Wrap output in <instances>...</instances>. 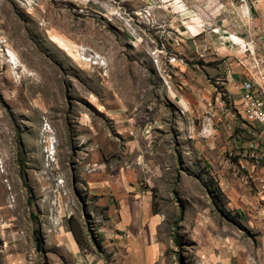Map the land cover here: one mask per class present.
<instances>
[{
	"label": "rangeland",
	"instance_id": "1",
	"mask_svg": "<svg viewBox=\"0 0 264 264\" xmlns=\"http://www.w3.org/2000/svg\"><path fill=\"white\" fill-rule=\"evenodd\" d=\"M249 1L255 31L249 40L264 64V0ZM208 6L204 0H0V264H64L69 257L58 241L64 232L74 233L87 253L103 252L104 202L109 199L114 211L117 202L111 194H89L90 173L100 179L134 171L149 214L166 220L165 264H196L201 236L187 218L204 217L208 234L233 230L250 245L262 234L221 214L227 199L218 171L229 167L234 181L245 184L241 167L250 159L229 158L219 129L218 144L204 151L208 164L180 133L188 120L206 122L186 119L178 106L177 95L189 91V83L209 91L204 104L223 102L221 122L231 107L235 111L218 62L204 69L201 57L189 62L186 49L170 46L180 42L178 28L189 20L209 32ZM9 51L17 68L9 64ZM169 53L179 59L169 64ZM97 59L104 65L94 64ZM179 64L184 74L177 73ZM53 144L55 156L48 152Z\"/></svg>",
	"mask_w": 264,
	"mask_h": 264
},
{
	"label": "crops",
	"instance_id": "2",
	"mask_svg": "<svg viewBox=\"0 0 264 264\" xmlns=\"http://www.w3.org/2000/svg\"><path fill=\"white\" fill-rule=\"evenodd\" d=\"M204 1L205 4L209 3L206 13L211 20V29L208 30L209 32H205L195 24L194 20H189L185 26L178 28L181 40L176 45H179L181 50L188 51L191 55L189 62L199 59L198 56L201 57L205 64L204 69H210L209 67L214 65V61L218 62L217 65L223 69L225 75L227 88L224 90L232 100L235 111L243 113V103L239 100L242 83L252 79L259 81L260 73L264 74V64L260 66L262 68L260 72H257L253 69L251 62L256 58L251 55L249 44V38L255 33L251 22L253 5L249 0ZM187 14L190 15L188 12ZM233 22H238L241 26L237 29L234 28L235 31H230L231 29L228 27ZM212 29H217L218 33H213ZM186 41L190 44L189 46ZM177 66L182 68L177 73L184 74L187 71L183 68L185 64ZM191 73L194 72H190L189 75ZM235 76L237 80H235ZM189 85L191 87L189 91L178 93V106L184 109L186 119L206 118V122L198 121L196 123L195 120L194 122L188 120L189 126H185L186 131L180 133L183 134V139L187 137L191 151L201 155L209 164L204 151L210 154L211 145L218 144L220 141L218 140L219 129L222 131L220 136L221 139L223 138L221 140L222 149L227 146V149H232L235 144L234 132L228 131L225 127L229 120L221 122L220 107L209 103L204 104L202 99L209 100V91L199 88L198 85L190 83ZM236 131L238 130L236 129ZM228 138L230 139L228 140ZM217 148L220 152V145ZM240 161L243 160L240 159ZM228 168L218 171L220 191L227 199L221 214L224 215V212H227L235 215L233 220L244 224L249 229H259L262 234L254 238L253 245H250L246 242L242 243L241 234L233 230L228 235H221L219 232L216 235L208 234L204 229L205 220L208 219L202 217L203 215H201V219L197 217L194 220H189L187 218L188 222L194 226L193 231L199 232L201 236L197 243L195 263L230 264L231 258L236 257L237 264H264V224L260 221L264 220V210L257 206L256 198L252 195L253 187L249 186V180L241 179L246 185L234 181V172L229 171ZM236 169L237 167L235 171ZM165 172L162 170L161 175H164ZM137 173L140 178L142 176L140 167L137 169ZM236 175L238 176V174ZM245 175L248 177L247 171ZM86 179L89 194L92 197L93 195L105 197V195L111 194L116 198L117 211L113 210L109 199L104 202L107 206L109 220H102L103 226L100 227L99 240L104 250L99 255L95 256L93 253H87L86 249H82L83 247L79 246L81 241L79 243V239L77 241L74 234L60 233L58 241L63 243V249L69 257L64 264H165L161 233H163L166 220H163V216L160 214L154 212L149 214L150 202L141 194V191L137 190L139 179L135 176L134 171L117 170L115 174L107 173L100 179L97 178V175L93 176V173H90ZM263 179L264 171L254 175V181H263ZM181 181L184 182L183 178ZM182 184L176 185L177 188ZM222 220L227 219L223 216ZM180 222L186 224V220H180ZM224 226L225 224L222 225V227Z\"/></svg>",
	"mask_w": 264,
	"mask_h": 264
},
{
	"label": "built area",
	"instance_id": "3",
	"mask_svg": "<svg viewBox=\"0 0 264 264\" xmlns=\"http://www.w3.org/2000/svg\"><path fill=\"white\" fill-rule=\"evenodd\" d=\"M148 1L155 3V0ZM146 13L144 10L143 14ZM137 17L139 20H143L141 14H138ZM199 27L203 29V25ZM211 31L218 33L217 29ZM134 40L137 39L134 38ZM174 42L178 41L175 40ZM249 44L251 55H254L253 41L249 40ZM173 45L175 44L170 46ZM159 48L164 51L167 50L165 44H159ZM173 58L178 57L176 54L169 53V64ZM251 62L253 69L260 72L262 62L256 59L251 60ZM258 77L259 81L252 79L242 83L239 100L243 103V113H234L231 108L228 114H224L223 119L229 120L225 125L226 129L234 132L235 146L229 151L228 156L237 161L240 156H250V164L241 168L248 171L249 186H253L252 195L256 198V204L264 208V179L263 181H254V174L257 171H264V74L260 73ZM217 105L222 112L226 110L222 101H219Z\"/></svg>",
	"mask_w": 264,
	"mask_h": 264
},
{
	"label": "bare ground",
	"instance_id": "4",
	"mask_svg": "<svg viewBox=\"0 0 264 264\" xmlns=\"http://www.w3.org/2000/svg\"><path fill=\"white\" fill-rule=\"evenodd\" d=\"M213 33H215V32H213ZM175 43H178V42H175ZM176 45V44H175ZM161 49V48H160ZM164 51V50H163ZM9 54H10V56H9V58H10V60H9V64L11 65V67H15V68H17V66L18 65H16L17 63H18V59L16 58V55H14L11 51H9ZM178 57V56H177ZM173 59H179V58H173ZM173 59H171V61H170V64H171V62H172V60ZM98 60V62L96 63H94V64H98V65H104L103 64V62H101L100 60L101 59H97ZM87 62H89L88 60H86ZM23 64V63H22ZM232 108V107H231ZM232 110H233V112L235 113V111H234V109L232 108ZM47 129L49 128V129H51L49 126H47L46 127ZM47 129H43V133H48V130ZM45 130V131H44ZM52 142H53V140H52ZM55 144V143H54ZM54 144H53V146H50V148L48 149V152L51 154V156L52 155H54V150L56 149L55 148V146H54ZM55 156V155H54ZM241 157V156H240ZM239 157V158H240ZM239 158H238V160H239ZM247 158H249L250 159V156H247ZM52 159V158H51ZM0 164L1 165H3V166H0L2 169H5V165H4V161H3V159H2V161L0 162ZM5 172H6V170H5ZM248 172V171H247ZM257 172H262V171H257ZM256 172V173H257ZM254 175H256V174H254ZM5 182H7V183H9L10 181H5ZM11 185V184H10ZM12 186V185H11ZM253 187V186H252ZM9 188V187H8ZM8 190H13V187H10Z\"/></svg>",
	"mask_w": 264,
	"mask_h": 264
},
{
	"label": "trees",
	"instance_id": "5",
	"mask_svg": "<svg viewBox=\"0 0 264 264\" xmlns=\"http://www.w3.org/2000/svg\"><path fill=\"white\" fill-rule=\"evenodd\" d=\"M73 234H74V233H73ZM74 235H75V234H74ZM75 238H77L76 235H75ZM77 241H78V238H77Z\"/></svg>",
	"mask_w": 264,
	"mask_h": 264
}]
</instances>
